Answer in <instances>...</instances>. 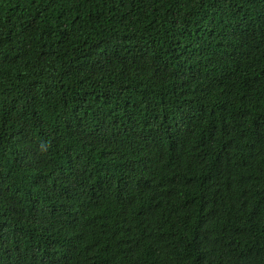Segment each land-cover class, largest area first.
<instances>
[{"label":"trees","instance_id":"trees-1","mask_svg":"<svg viewBox=\"0 0 264 264\" xmlns=\"http://www.w3.org/2000/svg\"><path fill=\"white\" fill-rule=\"evenodd\" d=\"M0 264H264V0H0Z\"/></svg>","mask_w":264,"mask_h":264}]
</instances>
